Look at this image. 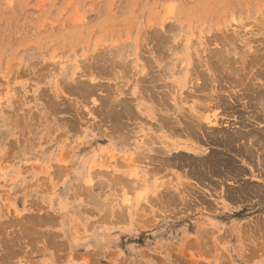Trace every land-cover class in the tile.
Segmentation results:
<instances>
[{
  "label": "rangeland",
  "instance_id": "374dc122",
  "mask_svg": "<svg viewBox=\"0 0 264 264\" xmlns=\"http://www.w3.org/2000/svg\"><path fill=\"white\" fill-rule=\"evenodd\" d=\"M261 97L264 0H0V264H264Z\"/></svg>",
  "mask_w": 264,
  "mask_h": 264
},
{
  "label": "bare ground",
  "instance_id": "6f19581e",
  "mask_svg": "<svg viewBox=\"0 0 264 264\" xmlns=\"http://www.w3.org/2000/svg\"><path fill=\"white\" fill-rule=\"evenodd\" d=\"M159 32V31H158ZM155 33H157V31L155 32ZM149 34V33H148ZM165 40H166V38H165ZM162 42V41H161ZM156 51H157V49H156ZM159 52V51H158ZM221 53V52H220ZM105 57V56H104ZM209 59V58H208ZM108 60V59H107ZM226 60V59H225ZM100 61V60H99ZM98 61V62H99ZM101 61H103L102 59H101ZM100 61V62H101ZM97 62V63H98ZM191 62V61H190ZM110 64V63H109ZM200 64V63H199ZM116 65H117V63H116ZM202 65V64H201ZM210 65V64H209ZM152 68V67H151ZM149 69V68H148ZM198 69V68H197ZM152 70V69H151ZM207 70H209L208 68H207ZM198 71V70H197ZM200 71V70H199ZM198 71V72H199ZM102 72V71H101ZM146 72V71H145ZM144 72V73H145ZM150 72V71H149ZM202 72H204L203 70H202ZM213 72H214V70H213ZM194 73V72H193ZM111 74V73H110ZM199 75H200V72L198 73ZM203 74V73H202ZM145 75H147V73L145 74ZM154 75V74H153ZM205 75H206V72H205ZM148 76H150L151 77V75H149L148 74ZM156 76V75H155ZM202 76V75H201ZM204 76V75H203ZM207 76H209V75H207ZM143 77V76H142ZM146 77V76H145ZM145 77L143 78L144 80H145ZM198 77H200V76H198ZM255 77V76H254ZM154 77L152 76V79H153ZM156 78V77H155ZM154 78V79H155ZM147 80H145V82L147 81V84H151L152 83V81L149 79V78H146ZM148 79L151 81V82H149L148 81ZM160 79V78H159ZM159 79H158V82H159ZM202 79V81H203V79H206L205 78V76H204V78H201ZM208 79V78H207ZM206 79V80H207ZM209 79H210V77H209ZM205 80V81H206ZM221 80H222V78H221ZM83 81V80H82ZM95 81V80H94ZM201 81V80H200ZM81 82V81H80ZM142 82V81H141ZM156 82V81H155ZM163 82V81H162ZM157 83V82H156ZM205 83V82H204ZM222 83V82H221ZM99 84H100V82H99ZM141 84H143V83H141ZM145 85H146V83H144ZM152 84H154L155 85V83H154V80H153V83ZM165 84H167V83H165ZM240 84H241V82H240ZM243 84V83H242ZM159 85V84H158ZM86 86V85H85ZM144 86V85H143ZM195 86V85H194ZM77 87V86H76ZM168 87V86H167ZM201 87V86H200ZM209 87V86H208ZM207 87V88H208ZM66 88V87H65ZM96 88V87H95ZM158 88V87H157ZM197 88V87H196ZM204 88H205V85H204ZM75 89V88H74ZM90 89H92V88H90ZM152 89V88H151ZM206 89V88H205ZM144 90V89H143ZM150 90V89H149ZM197 90V89H196ZM208 90V89H207ZM69 91V90H68ZM76 91V90H75ZM80 91V90H79ZM200 91H202V90H200ZM217 91H218V89H217ZM152 92V91H151ZM204 92H206V90L204 91ZM163 93V92H162ZM167 93V92H166ZM85 94V93H84ZM90 94V96H91V93H88V95ZM135 94H136V92H135ZM246 94H248V93H246ZM107 96V95H106ZM60 97V96H59ZM89 97V96H88ZM105 97V96H104ZM163 97H164V95H163ZM256 96H254V98H255ZM165 98V97H164ZM261 98H263V97H261ZM260 98V99H261ZM117 99L118 98H115L114 99V104L116 103V104H118V101H117ZM124 99V98H123ZM157 99V98H156ZM264 99V98H263ZM111 100V99H110ZM121 100V98L119 99V101ZM127 99H125V101H123V100H121L120 102L121 103H119L118 105H112L113 104V102L111 103V106L110 105H107V106H110L109 108L111 109V111H109V110H107V111H109L110 112V114H108L107 112V115L110 117L109 119H111L110 120V122L114 119V120H116V121H114V123H115V125L114 126H112V123H111V125H109V126H112L113 127V131H118V132H120V131H122L123 132V130H125L124 128H125V122H124V120H122V117H124L125 118V116H126V118H128L129 116H131L133 113H132V111L133 110H131L132 109V107H130V103L128 104L127 103V101H126ZM158 101H159V99H157ZM112 101H113V99H112ZM132 102V101H131ZM261 102H264V100H261ZM72 103V102H71ZM70 104V103H69ZM110 104V103H109ZM261 104V103H260ZM263 104V103H262ZM261 104V105H262ZM71 105V104H70ZM100 105V104H99ZM102 105H104L103 103H101V105H100V107H102ZM106 105L104 106V107H106ZM99 107V108H100ZM141 107V106H140ZM96 109H98V108H96ZM101 109V108H100ZM99 109V110H100ZM134 109V108H133ZM195 110H197V109H195ZM100 112V111H99ZM187 112H189V111H187ZM198 113L200 112L199 110L197 111ZM103 114L105 113V112H102ZM101 113V114H102ZM106 113L104 114L105 116H107L106 115ZM159 113H161V112H159ZM201 113V112H200ZM99 114V113H98ZM102 114V115H103ZM183 114H185V113H183ZM201 114H203V113H201ZM201 114H200V116H201ZM190 115H192L191 116V118H189V120H187V121H189V122H187L186 123V126H187V130L190 132V134H191V132H193V133H195V135L197 134L198 135V133H202V132H204L205 131V129L206 128H204V126H203V122H202V119L200 118V116L199 115H193V114H189L188 116H190ZM105 116H104V118H105ZM134 116L136 117V115H134L133 114V118H134ZM184 116H186V115H184ZM205 116V115H204ZM215 116V115H214ZM213 116V117H214ZM131 118V117H130ZM204 118V117H203ZM206 118V119H205ZM204 119H205V121H207L209 124L208 125H210V127H215V129H216V127H218V128H220L219 130L220 131H218V128H217V130H214V129H212L211 130V132H216V131H218V133H217V135H214V136H216L217 138H218V140L220 139L221 141H222V139L224 140V142H225V144L227 145V146H229V147H233L234 148V146L235 147H237V148H239V150L240 149H242V148H244L243 150H244V154H246V155H248V156H252V154L254 153L252 150H251V148H246L248 145L246 144V142H245V140H246V132L245 133H243V132H235V133H227L226 135H223V134H225V133H223V129L221 128V127H223L222 125H221V122H219L218 121V117H214V120H210L211 118H212V116H211V118L209 117V116H207V117H205ZM106 120H107V117L105 118ZM165 120H167V118H164ZM168 120H170V119H168ZM220 120V119H219ZM221 121V120H220ZM248 121V120H247ZM108 122V121H107ZM110 122H109V124H110ZM237 122H239V121H237ZM162 123H163V120H162ZM165 123V122H164ZM167 123V122H166ZM205 123V122H204ZM228 123H229V121H228ZM227 123V124H228ZM241 123V122H240ZM248 123H249V121H248ZM226 124V125H227ZM181 125H183V124H181ZM226 125H224V126H226ZM228 125H230V124H228ZM227 125V128L228 127H230V126H228ZM232 125V124H231ZM243 125V124H242ZM241 125V126H242ZM108 126V131H109V129L110 128H112V127H109ZM173 126V128H174V125H172ZM186 126H185V128H186ZM238 126V125H237ZM210 127H208V128H210ZM245 127L247 128V125H245ZM244 127V128H245ZM249 127V126H248ZM127 129V128H126ZM211 129V128H210ZM209 129V130H210ZM230 129V128H229ZM232 129V128H231ZM111 130V129H110ZM241 130V129H240ZM240 130H238V131H240ZM244 131H245V129H243ZM251 130V129H250ZM249 130V131H250ZM111 132H112V130H111ZM177 132V131H176ZM206 132V131H205ZM247 132H248V130H247ZM251 132V131H250ZM249 132V133H250ZM253 132V131H252ZM102 133V132H101ZM121 133V132H120ZM175 133V132H174ZM216 133H214V134H216ZM249 133H247V135L249 134ZM264 133V132H263ZM194 135V134H193ZM196 135V136H197ZM250 135H252V133H250ZM191 136V135H190ZM196 136H195V138H196ZM206 136V135H205ZM212 136V135H211ZM222 136V137H221ZM253 136V135H252ZM260 136V135H259ZM151 137V136H150ZM192 137V136H191ZM194 137V136H193ZM200 137V136H199ZM199 137H198V139H199ZM209 137V136H208ZM213 137V136H212ZM216 137H215V139H216ZM248 137H249V135H248ZM251 137V136H250ZM249 137V138H250ZM127 138V137H126ZM254 138H259V137H257V135H254ZM124 139V141H126L125 140V137L123 138ZM215 139H213V140H215ZM248 139V138H247ZM252 139V138H251ZM204 140V139H203ZM209 140V139H208ZM212 140V139H211ZM253 141H254V139H253ZM257 141V140H256ZM197 142V141H196ZM198 143V142H197ZM218 143H220V142H218ZM250 143H251V140H250ZM249 144V143H248ZM247 145V146H246ZM252 145V144H251ZM257 146L258 147H263L264 148V135H263V138L262 139H259L258 140V143H257ZM177 148H176V153L177 154H180V153H182L186 148H187V150H192L191 148L190 149H188V147H184V146H182V145H178V146H176ZM233 150V149H232ZM242 150V151H243ZM161 151V150H160ZM205 151V150H204ZM235 151V150H234ZM264 151V150H263ZM152 152V151H151ZM155 152V151H154ZM157 152V151H156ZM163 152H165V150L163 151ZM163 152L162 153H160V154H162V156H163ZM258 151L256 150V153H257ZM141 153V152H140ZM175 153V154H176ZM215 153V152H214ZM260 153V152H259ZM259 153H257V154H259ZM264 153V152H263ZM143 154H144V152H143ZM170 153H168V155H169ZM191 154V153H190ZM205 154V153H204ZM203 154V155H204ZM147 158L149 157L147 154H144ZM144 155H142L141 154V157L142 158H146ZM156 155H158V153L156 154ZM167 155V154H166ZM196 155V154H195ZM206 155V154H205ZM218 155V154H217ZM254 155H256V154H254ZM140 156V155H139ZM162 156L161 155H159V157H158V159L159 158H162ZM202 156V155H201ZM167 157V156H166ZM205 157V156H204ZM203 157V158H204ZM208 156H206V158H207ZM163 158L165 159V157L163 156ZM209 158V157H208ZM223 158V157H222ZM221 158V159H222ZM149 159H151V158H149ZM157 159V158H156ZM205 159V158H204ZM170 161V160H169ZM169 161H168V163H169ZM199 161V160H198ZM211 161V162H210ZM262 161V160H261ZM163 162V161H162ZM161 162V164H163ZM185 162V161H184ZM193 162V161H192ZM260 162V161H259ZM168 163H166V164H168ZM183 163V162H182ZM212 163V165L213 164H215L214 163V161H212L211 159H209V161L208 160H206L205 159V161H200V162H197V164H198V166H201V167H203V166H209L210 164ZM217 164H218V162H217ZM263 165H264V160H263V163H262ZM261 164V165H262ZM165 165V164H164ZM211 165V166H212ZM197 165H196V167H198ZM206 166H205V168H206ZM210 166V167H211ZM230 167V166H229ZM204 168V169H205ZM262 168V167H261ZM197 169V168H196ZM198 169H200V168H198ZM197 169V170H198ZM211 169V168H210ZM230 169V168H229ZM201 171H202V168L200 169ZM200 170H198V171H200ZM213 170V169H212ZM240 170V169H239ZM205 171V170H204ZM210 171V170H209ZM208 171V172H209ZM199 173V172H198ZM202 173V172H201ZM205 173V172H204ZM203 174V173H202ZM206 174V173H205ZM204 174V175H205ZM208 174V173H207ZM206 176V175H205ZM119 177V176H118ZM201 177V176H200ZM202 178V177H201ZM91 192V191H90ZM93 199H96V196L95 197H93ZM92 199V200H93ZM98 200V199H97ZM96 201V200H95ZM100 201V200H99ZM95 203V202H94Z\"/></svg>",
  "mask_w": 264,
  "mask_h": 264
}]
</instances>
